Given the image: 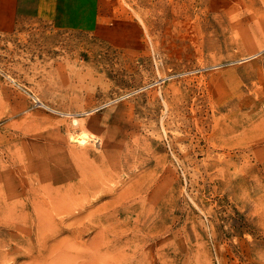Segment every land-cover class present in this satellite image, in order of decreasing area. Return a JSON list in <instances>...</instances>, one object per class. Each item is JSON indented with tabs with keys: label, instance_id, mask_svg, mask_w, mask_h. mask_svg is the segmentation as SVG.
Returning a JSON list of instances; mask_svg holds the SVG:
<instances>
[{
	"label": "rangeland",
	"instance_id": "rangeland-1",
	"mask_svg": "<svg viewBox=\"0 0 264 264\" xmlns=\"http://www.w3.org/2000/svg\"><path fill=\"white\" fill-rule=\"evenodd\" d=\"M40 1L0 26V264H264V0Z\"/></svg>",
	"mask_w": 264,
	"mask_h": 264
},
{
	"label": "crops",
	"instance_id": "crops-1",
	"mask_svg": "<svg viewBox=\"0 0 264 264\" xmlns=\"http://www.w3.org/2000/svg\"><path fill=\"white\" fill-rule=\"evenodd\" d=\"M15 2L16 0H0V26L9 24V14L7 13L9 9L13 8V12L16 14L17 5ZM85 2L86 0H41L38 3L37 11L39 13L44 11L50 20H55L59 25L64 26L72 18L79 21V18L83 17Z\"/></svg>",
	"mask_w": 264,
	"mask_h": 264
},
{
	"label": "bare ground",
	"instance_id": "bare-ground-1",
	"mask_svg": "<svg viewBox=\"0 0 264 264\" xmlns=\"http://www.w3.org/2000/svg\"><path fill=\"white\" fill-rule=\"evenodd\" d=\"M254 20H255V19H254ZM256 21H257V19H256ZM258 22H260V21H258ZM252 24H253V23H252ZM259 24H260V23H259ZM240 26H241V25H240ZM248 27H249V26H248ZM251 27H252V26H251ZM238 29H239V28H238ZM250 29H252V28H250ZM248 32H249V31H248ZM262 51H263V50H262ZM39 102H40V101H39ZM80 120H81V119H80ZM78 122H79V121H78ZM82 126H83V125L81 124V127H82ZM81 127H80V128H81ZM84 129H85V128H84ZM80 130H81V129H80ZM107 135H108V134H107ZM107 135H106V136H107ZM78 136H80V137H78L77 144H78V143H81V144L88 143V142H87L88 135H87V133H86L85 131H82L80 134H78ZM108 136H109V135H108ZM72 138H73V137H72ZM91 139H92V138H91ZM89 140H90V139H89ZM78 141H79V142H78ZM108 141H109V140H108ZM105 143H106V142H105ZM105 143H104V144H105ZM113 143H114V142H113ZM110 144H111V143H110ZM79 145H80V144H79ZM110 146H111V145H110ZM120 146H121V145H120ZM81 147H84V146H81ZM111 148H112V147H111ZM106 150H107V149H106ZM107 151H108V150H107ZM111 151H112V150H111ZM244 151H245V150H244ZM104 152H105V150H104ZM105 153H106V152H105ZM239 153H240V152H239ZM78 154H79V153H78ZM236 154H237V153H236ZM240 154H241V153H240ZM240 154H239V155H240ZM246 154H248V153L246 152ZM79 155H82V154H79ZM107 155H108V154H107ZM98 156H99V155H98ZM103 156H105V155H103ZM109 157H110V153H109ZM242 157H243V156H242ZM112 159H114V158H112ZM102 160H103V159H102ZM105 160H108V159H105ZM136 160H137V159H136ZM100 161H101V159H100ZM100 161H99V162H100ZM108 161H109V160H108ZM20 162H21V161H20ZM24 162H25V161H24ZM26 162H27V161H26ZM139 162H140V161H139ZM36 163H37V162H36ZM100 164H101V163H100ZM110 164H111V163H110ZM131 164H132V163H131ZM131 164H130V165H131ZM33 165H35V164H33ZM108 165H109V164H108ZM111 165H112V164H111ZM17 166H19V163H18ZM37 166H38V165H37ZM106 166H107V164H106ZM107 167H108V166H107ZM113 167H114V165H113ZM127 167H128V166H127ZM127 167H126V168H127ZM119 168H120V167H119ZM98 169H99V168H98ZM104 169H105V167H104ZM104 169H103V170H104ZM109 169H110V168H109ZM109 169H108V170H109ZM130 169H131V168H130ZM130 169L128 168L127 170H130ZM27 172H28V171H27ZM46 173H47V172H46ZM80 173H81V172H80ZM111 173H113V172L111 171ZM123 173H124V172H123ZM4 174H5V173H4ZM26 174H28V173H26ZM59 174H60V173H59ZM5 175H6V174H5ZM53 175H54V174H53ZM55 176H56V175H55ZM115 176H116V175H115ZM252 176H253V175H252ZM46 177H47V176H46ZM109 177H110V176H109ZM117 177H118V176H117ZM32 178H34V177H32ZM42 178H43V177H42ZM56 178H57V176H56ZM106 178H107V177H106ZM107 179H108V178H107ZM110 179H111V178H110ZM29 180H30V179H29ZM46 180H47V179H46ZM55 180H56V179H55ZM58 180H59V179H58ZM103 180H104V179H103ZM20 181L22 182L23 179H20ZM43 181H44V180H43ZM40 182H41V181H40ZM102 182H103V181H102ZM102 182L100 183L101 185L103 184ZM105 182H106V180H105ZM109 182H110V181H109ZM106 183H107V182H106ZM110 183H111V182H110ZM112 183H113V182H112ZM112 183H111V184H112ZM12 184H13V182H12ZM104 184H105V183H104ZM162 184H163V183H162ZM162 184H161V186H162ZM46 185H47V183H46ZM88 185H89V183H88ZM101 185H100V186H101ZM106 185L108 186V184H106ZM106 185H104V186H106ZM109 185H110V184H109ZM112 185H113V184H112ZM41 186H42V185H41ZM89 186H90V185H89ZM92 186H93V185H92ZM16 187H17V186H16ZM82 187L85 188V186H82ZM163 187H164V186H163ZM230 187H231V186H230ZM45 188H46V186H45ZM107 188H108V187H107ZM110 188H111V187H110ZM94 189H96V188H94ZM120 189H122V188H120ZM44 190H45V189H44ZM47 190H49V189L47 188ZM254 190H255V189H254ZM45 191H46V190H45ZM49 191H50V190H49ZM51 191H52V190H51ZM123 191H124V190H123ZM139 191H140V190H139ZM46 192H47V191H46ZM46 192H45V193H46ZM56 192H57V191H56ZM118 192H119V191H118ZM156 192H157V191H156ZM48 193H49V192H48ZM89 193H90V192H89ZM121 193H123V192H121ZM154 193H155V192H154ZM1 194H2V193H1ZM49 194H50V193H49ZM124 194H125V193H124ZM155 194L157 195V193H155ZM3 195H4V194H3ZM46 195H47V193H46ZM119 195L121 196V194H119ZM119 195H117L118 198H119ZM130 195H131V194H130ZM130 195H129V196H130ZM153 195H154V194H153ZM53 196H54V195H53ZM140 196H141V195H140ZM0 197H2V196H0ZM40 197L42 198V196H40ZM47 197H48V196H47ZM156 197H158V196H155V198H156ZM3 198H4V197H3ZM72 198H73V197H72ZM139 198H140V197H139ZM53 199H54L53 197L50 198V200L48 199V200H49L48 203H49V202L52 203L51 200H53ZM115 199H117V198H115ZM156 199H157V198H156ZM2 200H3V199H2ZM40 200H41V199H40ZM42 200H43V199H42ZM42 200H41V202H38V204H37L36 202H33V207H34V209L37 210V209H40V207H42L41 204H44V202L46 201V200H45V201L43 202ZM56 200H57V197H56ZM111 200H112V199H111ZM36 201H37V200H36ZM58 201H59V200H57V201H53V203H54V202H57V206H58V204H59ZM60 201H62V199H61ZM112 201H113V200H112ZM3 202H4V201H3ZM15 202H16V201H14V203H15ZM73 202H74V201H73ZM116 202H118V201H116ZM4 203H5V202H4ZM68 203H69V202H68ZM70 203H72V201H70ZM76 203H77V202H75V204H76ZM118 203H119V202H118ZM5 204H6V203H5ZM114 204H115V203H114ZM145 204H146V202H145V198L142 197V199H140V203H139V205H138V208H139L140 210L143 211V209L145 208ZM11 205H12V204H11ZM13 205H14V204H13ZM54 205H55V204H54ZM69 205H72V204H69ZM104 205H105V204H104ZM49 206H50V204H48V207H49ZM52 206H53V205H52ZM55 206H56V205H55ZM66 206H67V204H66ZM99 206H100V205H98V207H99ZM6 207H7V206H6ZM12 207H13V206H11V208H12ZM43 207H44V206H43ZM74 207H75V208H78L77 211L80 212V213L74 215V217L77 218V217L80 216L81 213L83 212L84 209H82V208H84V206H83L82 204H78V203H77ZM95 207L97 208V205H96ZM95 207H94V208H95ZM127 207L129 208L130 206H129V205H127V206H121L120 209L123 210V211H125L124 209H128ZM7 208H8V207H7ZM75 208H74V209H75ZM102 208H103V207H102ZM14 209H15V208H14ZM50 209H51V208H50ZM89 209H90V208H89ZM32 210H33V209H32ZM32 210H31V211H32ZM91 210H92V209H91ZM6 211H7V210H6ZM40 211H41V210H40ZM51 211H52V209H51ZM93 211H95V210H92V212H93ZM156 211H157V210H156ZM12 212H13V211H12ZM12 212H10V213H12ZM14 212H15V211H14ZM14 212H13V213H14ZM92 212H91V213H92ZM50 213L52 214V212H50ZM53 213H54V212H53ZM56 213H57V212H56ZM95 213H96V212H95ZM95 213H93V214H95ZM6 214H7V213H6ZM6 214H5V215H6ZM25 214H26V212H25ZM36 214H37V213H36ZM36 214H35V215H36ZM41 214H42V212H41ZM45 214H46V213H45ZM144 214H145V213H144ZM37 215H38V214H37ZM8 216H9V215H8ZM25 216H26V215H24V217H25ZM29 216H30V215H29ZM40 216H41V215H40ZM44 216H45V215H44ZM144 216H145V215H144ZM5 217H6V216H5ZM16 217H17V216H16ZM19 217H21V216H19ZM24 217H23V218H24ZM36 217H37V216H36ZM45 217H49V215H47V216H45ZM74 217H73V219H74ZM12 218H14V217L12 216ZM23 218H22V219H23ZM52 218H53V217H52ZM6 219H10V220H11L10 217H8V218H6ZM20 219H21V218H20ZM44 219H45V218H44ZM13 220H14V219H12V223H11V224H13ZM48 220H49V218H48ZM8 221H9V220H7L6 223H9ZM37 221H38V222H36V226H37V227H39V226H43V227H44V226H48V225H50V223H52V221H50V220H49V221H47V220L39 221L38 218H37ZM15 222L17 223L16 220H15ZM16 223H15V224H16ZM18 223H20V222H18ZM21 223L23 224V222H21ZM72 223H73V222H72ZM72 223H68V224H62V223H61V224H60V223H56V222H55L53 225L56 226V227H62V229L66 228V229L70 230L71 232H80V231L82 232L83 229L85 228V226H84L83 224H82L81 226H79L80 224L75 225V224H72ZM136 223H137V222H136ZM7 225H8V224H7ZM17 225H18V224H17ZM95 225H96V224H95ZM134 225H135V224H134ZM139 225L143 227L145 224H142V223H140V224H136V226H139ZM10 226H11V225H10ZM14 226H15V225H14ZM14 226H13V227H14ZM19 226H24V225H19ZM25 227H26V226H25ZM101 227H102V226H101ZM40 228H42V227H40ZM40 228H39V229H40ZM29 229H30V228H29ZM70 245H71V244H70ZM73 246H77V245H74V243H73ZM73 246H72V247H73ZM90 247H91V246H90ZM77 248H78V247H77ZM79 248H80V247H79ZM84 248H86V247H84ZM91 249H93V248L91 247ZM82 250H84V249H82ZM86 250H87V249H86ZM88 251H89V248H88ZM83 252H85V251H83ZM90 252H91V251H90ZM76 253H77V252H76ZM95 253H96V252H95ZM82 255L84 256V254H82ZM93 256H94V255H93ZM97 256H98V254H97ZM100 256H101V254H100ZM103 256H104V255H103ZM105 256H106V255H105ZM105 256H104V258H105ZM133 256H134V255H133ZM80 257H81V256H80ZM98 257H99V256H98ZM131 257H132V256H131ZM82 258H83V257H82ZM106 258H109V257L106 256ZM92 260H93V258H92ZM106 260H107V259H106ZM140 260H143V258L140 257ZM143 261H144V260H143ZM140 264H142V263H140Z\"/></svg>",
	"mask_w": 264,
	"mask_h": 264
}]
</instances>
